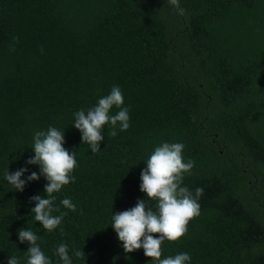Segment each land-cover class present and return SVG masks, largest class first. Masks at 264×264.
I'll return each mask as SVG.
<instances>
[{"label": "trees", "instance_id": "obj_1", "mask_svg": "<svg viewBox=\"0 0 264 264\" xmlns=\"http://www.w3.org/2000/svg\"><path fill=\"white\" fill-rule=\"evenodd\" d=\"M114 86L130 127L113 137L105 125L92 153L74 114ZM49 127L64 131L77 161L74 181L53 193L52 215L63 218L52 231L32 213L48 181L27 163L34 134ZM163 142L184 144L194 167L181 186L203 194L199 216L165 240L161 258L264 264V0H0V264H27L22 228L51 264H62L60 244L72 264H158L142 248L126 253L111 225L138 200L156 211L141 171ZM22 168L19 191L5 173ZM32 172L40 178L27 181Z\"/></svg>", "mask_w": 264, "mask_h": 264}, {"label": "clouds", "instance_id": "obj_2", "mask_svg": "<svg viewBox=\"0 0 264 264\" xmlns=\"http://www.w3.org/2000/svg\"><path fill=\"white\" fill-rule=\"evenodd\" d=\"M179 7V0H170ZM184 10L180 9L183 14ZM124 97L121 89L114 86L110 94L98 100L95 107L80 110L74 114L73 126L82 133V143H87L92 153L100 150V143L104 139L102 135L105 125L111 126L110 135H117L116 128L126 131L130 127V116L127 107H123ZM120 109L116 114L110 115L113 107ZM64 131L55 127H49L46 132L38 131L34 134V157L28 164L40 166L41 174L47 179L45 186L47 198L39 195L32 197L36 206L32 209L35 221L42 224L43 228L52 231L59 227L62 216H53L55 197L53 193L59 192L63 186L74 181L71 175L77 166L76 153H70L64 148ZM182 143L163 142L156 147L146 162V168L141 171L140 190L147 194L150 201H156V211L138 200L137 204L129 210L118 212L112 216V227L117 233L118 239L123 244L126 253L143 249L144 255L157 261L158 264H187L191 257L188 253H179L175 256L162 257V245L165 240L175 242L187 233L189 221L200 214L199 197L203 194V188L195 189V196L182 182L185 173H190L194 162H184ZM22 168L15 173L7 171L5 180L12 184L16 190L23 191L26 181L21 177L27 172ZM40 177L32 172L27 181L38 180ZM64 207L75 211L76 207L70 199L61 201ZM66 215V213L64 214ZM19 240L27 241L30 248L27 251V264H51L37 243L38 236L31 229H20ZM56 255L62 264H72L68 248L60 244L56 249ZM77 257L84 256L83 251H76ZM8 264H19L16 257H11Z\"/></svg>", "mask_w": 264, "mask_h": 264}]
</instances>
